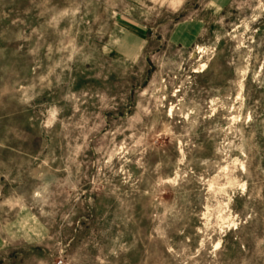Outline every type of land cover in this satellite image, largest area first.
<instances>
[{
    "label": "rangeland",
    "instance_id": "374dc122",
    "mask_svg": "<svg viewBox=\"0 0 264 264\" xmlns=\"http://www.w3.org/2000/svg\"><path fill=\"white\" fill-rule=\"evenodd\" d=\"M0 264H264V0H0Z\"/></svg>",
    "mask_w": 264,
    "mask_h": 264
}]
</instances>
